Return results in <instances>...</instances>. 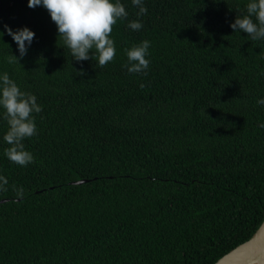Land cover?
Returning a JSON list of instances; mask_svg holds the SVG:
<instances>
[{"label":"trees","instance_id":"trees-1","mask_svg":"<svg viewBox=\"0 0 264 264\" xmlns=\"http://www.w3.org/2000/svg\"><path fill=\"white\" fill-rule=\"evenodd\" d=\"M121 2L100 68L46 8L0 0V74L42 105L26 167L4 155L0 107V264H214L264 221V40L231 27L249 0ZM5 25L35 33L16 64ZM143 40L147 74L129 73Z\"/></svg>","mask_w":264,"mask_h":264},{"label":"clouds","instance_id":"clouds-1","mask_svg":"<svg viewBox=\"0 0 264 264\" xmlns=\"http://www.w3.org/2000/svg\"><path fill=\"white\" fill-rule=\"evenodd\" d=\"M132 4L139 8L138 17L147 14L144 0H132ZM28 6H43L48 10L57 25L58 38L63 40L76 61L93 59L103 68L115 59L116 47L111 33L117 22L128 16L121 0H28ZM246 9V14L237 15L231 27L235 32L247 33L252 41L264 40V0H249ZM5 27L18 44L20 53L19 57L14 54L8 56L7 63H19L27 54L35 33L27 26L16 31L7 25ZM128 27L138 31L143 28V23L139 19L132 20ZM150 45V41L143 40L125 49L127 63L124 67L129 73L147 74ZM90 51L94 52V55H90ZM140 87L145 85L141 84ZM257 103L264 106V99L257 100ZM0 107L4 109L3 119L8 125L3 135V141L8 145L4 149V155L12 163L22 167L34 163V155L26 150L24 141L38 134L33 113H40L42 105L38 104L36 95L22 91L9 74L4 72L0 74ZM260 127L264 128V123L260 124ZM0 182L2 189L7 180L0 175ZM21 193L22 190L18 192Z\"/></svg>","mask_w":264,"mask_h":264},{"label":"water","instance_id":"water-1","mask_svg":"<svg viewBox=\"0 0 264 264\" xmlns=\"http://www.w3.org/2000/svg\"><path fill=\"white\" fill-rule=\"evenodd\" d=\"M86 181H87V179H83V180L74 181L72 183L81 184V183H84ZM5 201H6V199H2L0 202H5ZM263 243H264V221L262 222L260 227L256 230V232L252 235L251 238H249L247 241L239 244L238 246H236L235 248L230 250L228 253L224 254L214 264L222 263L226 258H230L233 254L243 251L248 246H253L256 248V250L254 251V253L252 255H250V256H248V257H246L243 260H240L238 262L229 263V264H249V263H251L253 261H257V260L264 262V253L261 249V246L263 245Z\"/></svg>","mask_w":264,"mask_h":264},{"label":"bare ground","instance_id":"bare-ground-1","mask_svg":"<svg viewBox=\"0 0 264 264\" xmlns=\"http://www.w3.org/2000/svg\"><path fill=\"white\" fill-rule=\"evenodd\" d=\"M261 249L264 253V243L263 245L261 246ZM256 250L255 247L253 246H248L246 249H244L243 251L241 252H237L235 254H233L230 258H226L222 263L220 264H229V263H235V262H238L240 260H243L244 258L252 255L254 253V251ZM249 264H264V262H261L259 260L257 261H253Z\"/></svg>","mask_w":264,"mask_h":264}]
</instances>
